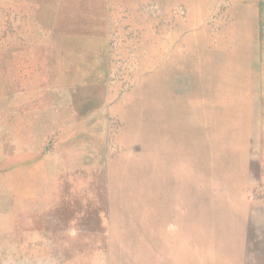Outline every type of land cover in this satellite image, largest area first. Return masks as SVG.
<instances>
[{
    "label": "rangeland",
    "instance_id": "obj_1",
    "mask_svg": "<svg viewBox=\"0 0 264 264\" xmlns=\"http://www.w3.org/2000/svg\"><path fill=\"white\" fill-rule=\"evenodd\" d=\"M0 264H264V0H0Z\"/></svg>",
    "mask_w": 264,
    "mask_h": 264
},
{
    "label": "crops",
    "instance_id": "obj_2",
    "mask_svg": "<svg viewBox=\"0 0 264 264\" xmlns=\"http://www.w3.org/2000/svg\"><path fill=\"white\" fill-rule=\"evenodd\" d=\"M178 132L170 127L169 131L162 129L161 133H155L152 139L148 138L146 151H180Z\"/></svg>",
    "mask_w": 264,
    "mask_h": 264
}]
</instances>
